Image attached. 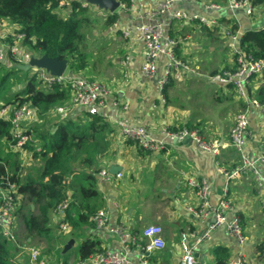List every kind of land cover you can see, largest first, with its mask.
I'll return each instance as SVG.
<instances>
[{"label": "crops", "instance_id": "obj_1", "mask_svg": "<svg viewBox=\"0 0 264 264\" xmlns=\"http://www.w3.org/2000/svg\"><path fill=\"white\" fill-rule=\"evenodd\" d=\"M140 1L145 9H154L159 0ZM210 2L222 5L225 0H196L180 4V6L189 13L207 15L208 17L210 15L215 16L216 24L212 27L218 25L220 29L227 27L219 22L221 18L233 20L238 25V31L241 34L247 29H260L264 26V6H256L254 13L250 16L245 15L243 12L232 15L228 9L208 12L205 6ZM113 12L116 14L115 25L113 23L111 26L104 28L107 37L111 40L108 48L110 50H107L106 58H113L114 60L108 63L105 70L107 75L100 80L106 82L112 88L118 102L116 106H109L105 110L110 124L114 126L110 117H126L131 122L148 126L154 134H159L163 127L181 129L188 122L197 124L196 127L191 128L197 129L199 134L206 140L227 141L232 123L226 128L222 125H215L214 128H210V126H205V123L202 124L199 121L196 112H191L193 108L187 107V104L185 106L184 98L183 102L178 104L170 103L166 100L167 97H164L163 103L158 99L153 81L145 77L139 69L143 58V42L134 38H124L119 30V28L136 25L139 19L131 9L116 8L109 13ZM154 19L166 24L164 16H156ZM8 26L11 27L9 24ZM201 26L196 20H179L170 22L167 27L168 30H171L172 36L179 41L176 54L187 63L192 60L196 68L199 66L203 51L208 54L214 52V48L210 43L212 40L203 35L204 31ZM193 36L196 38L192 39ZM200 36L202 38H197ZM227 54L229 56L222 58V67L224 65L234 66V58L230 53V49ZM126 57L128 58L126 64L127 81L124 80L121 71L122 63ZM110 63L113 64L110 66ZM195 64H198V66ZM162 65L163 60L161 59L159 69L162 68ZM183 74L182 79L175 81H182L186 76L194 73L188 74L187 72ZM209 81L211 82L210 79ZM211 83L221 90V95L225 96V93L229 92L230 97L228 98L235 100V104L230 108L232 115L228 118H232L233 121L234 114L240 109L242 102L236 99L228 85ZM71 109L76 113L81 111L77 107ZM263 124L264 115L257 108H252L249 111V133L245 144L247 152H255L258 149ZM238 159L239 155L231 146L225 147L221 149L219 155L220 168H217L212 155L198 151L190 142H171L167 144L166 150L163 152L144 151L135 142L120 138L115 128L111 151H109L99 168V170L106 169L110 177L105 179L100 176L98 174L99 170L95 173L96 190L99 195L96 200L99 203V209L108 210L111 222H123L132 231H140L143 227L152 223L161 225L165 246L149 256V264H178L180 232L202 230L212 220L211 215L202 219L192 213L191 208H195L197 201L193 189L187 184V178L189 176L207 178L210 184L209 198L215 204L223 194L225 185L223 172L233 168L238 163ZM38 165L39 162L34 161L27 162L24 160L21 162V169H19L21 177H25L28 173L35 176L36 173L33 170ZM260 169L264 173V164L260 165ZM117 173H120V176H117ZM227 198L233 208L230 214L238 215L241 220V225L247 237L246 243L242 246L237 244L233 238L227 235L224 228L219 227L212 232L208 240L199 246L196 261L203 259L204 263L202 264L213 263L215 258L213 249L217 246H223L230 252L229 259L241 255L249 264H264V260L257 257L256 251V246L264 242V213L252 176L247 174L241 178L231 180L228 184ZM26 203H28L26 197L17 194L15 217L19 225L15 227L17 234L16 241L13 242L18 248L14 256L15 259L13 257L16 264H28L27 254L24 252L25 247L37 246L41 242L46 244L45 239L27 236L24 231L17 211L19 209L22 212ZM29 205L31 210L35 211V206L32 203ZM50 218L51 225L54 228L51 235L54 238L60 237L59 241L53 240L55 241V248H61V253H65L63 249L69 239L73 240V244L69 249L75 244L76 237L97 240L101 248H117L119 246L115 236L107 233L105 229H95L94 225L83 227L81 230L80 228L73 229L70 227L68 232L59 234L57 228H55L56 223L52 212ZM22 237H25V242L20 245ZM44 255L47 257L46 254ZM54 259H49L52 264H61ZM75 259H77L76 256L70 255L67 257L68 264Z\"/></svg>", "mask_w": 264, "mask_h": 264}, {"label": "built area", "instance_id": "obj_2", "mask_svg": "<svg viewBox=\"0 0 264 264\" xmlns=\"http://www.w3.org/2000/svg\"><path fill=\"white\" fill-rule=\"evenodd\" d=\"M68 1L70 0H63L61 4H68ZM81 1H83L82 5L84 6L85 0ZM194 1L196 0H159L154 9H145L140 0H129L128 3L118 1L117 8L131 9L139 19L136 25L119 28V30L124 38H134L143 42V58L139 69L145 77L153 81L158 99L162 103L165 100L163 91L171 78L180 80L183 73H195V70L176 54L179 41L168 32L167 27L170 22L196 20L206 27H212L216 24L215 16L210 15L208 17L207 15L189 13L180 6V4ZM205 7L208 12L228 9L232 15L243 12L250 16L255 11V6L249 0H225L222 5L210 2ZM156 16H164L166 24L154 19ZM8 24L6 21L0 22V62L8 60L22 69L21 67L28 64L31 58L36 56L31 54L22 44L24 34L14 32L12 25L9 24L11 26L9 27ZM222 33L234 58L235 66L233 70L217 71L210 74L208 78L216 84H231L233 95L242 102L240 109L234 114L227 141L206 140L197 129L186 127L175 130L163 127L159 134H154L148 126L131 122L126 117H110L119 137L135 142L144 151L163 152L166 150L167 144L174 140L183 141L188 138L195 149L214 157V164L217 168H220L219 155L221 149L231 146L239 155L238 163L230 170L223 172L225 177L223 194L215 204L209 198L210 184L207 178L203 176H189L187 178V184L193 189L197 201L195 208H191L192 213L202 219L211 215L212 220L202 230L180 232L178 264H196L195 253L199 246L208 240L212 232L219 227L224 228L227 235L233 238L237 244L242 246L246 243L247 237L239 216L234 213L230 214L233 208L227 198V190L231 180L247 174L251 175L264 213V173L260 169V165L264 164V124L262 125V136L258 149L255 152H247L245 148L249 133V111L252 108H257L264 115V102H260L249 93L251 79L264 69V59H253L239 49L238 38L241 33L238 30L232 32L228 27H224ZM161 59L163 65L159 69ZM127 61L128 58L126 57L121 66L125 81L128 80ZM31 68H33L31 73L35 80L46 90H50L55 84L68 89L71 104L58 105L53 110L62 118L67 117L73 107H77L88 114H103L107 117L105 113L107 107L118 104L112 88L104 81L73 74L67 68L58 75L34 65H30L27 70ZM36 115V107L29 102L0 106V117L10 122V146L20 156L24 157L27 153L26 156L30 158V153L27 152L25 146L33 142V134L28 130L26 124L35 120ZM98 174L105 179L110 177L106 169L99 170ZM117 176H120V173H117ZM17 194L16 183L5 177L0 182V233L12 242L16 241L14 211ZM67 207L68 200L64 199L51 211L59 233H66L71 227L65 219ZM109 216L107 209H99L91 216V221L95 229H105L107 233L115 236L119 246L117 248H102L84 259L77 258L69 264H149V256L164 248L165 242L161 225L152 223L140 231H132L123 222H111ZM25 251L28 264H52V261L49 263L47 257L35 247H26ZM226 264L249 263L243 256L237 255L236 258L229 259Z\"/></svg>", "mask_w": 264, "mask_h": 264}, {"label": "trees", "instance_id": "obj_3", "mask_svg": "<svg viewBox=\"0 0 264 264\" xmlns=\"http://www.w3.org/2000/svg\"><path fill=\"white\" fill-rule=\"evenodd\" d=\"M61 1L63 0H0V22L6 21L14 26V32L23 33L22 44L33 51L35 56L64 59L67 61L68 71L81 74L89 67L88 54L82 49L85 41L82 28L90 26L93 19L86 16L88 8L82 5L83 1L70 0L68 4H61ZM249 1L255 7L264 6V0ZM115 19L114 12L108 13L104 27L111 26ZM219 22L232 32L239 28L233 20L221 18ZM201 28L210 35L214 32L222 33L218 25H202ZM168 32L173 35L170 29ZM238 47L253 59H264V26L245 30L238 38ZM234 66L224 65L211 74L233 70ZM14 71L16 70L6 72L0 79V106L29 102L36 107L40 121L28 129L33 134V142L25 147L27 152L31 151L30 158L36 159L39 165L33 170L35 176L28 173L21 177L20 155L10 146V122L0 117V182L8 177L16 183L17 193L27 199L24 210L17 211L26 235L45 239L46 248L41 250L43 254H51L57 262L67 264V252L61 253V248H55V241H59L60 237L54 238L51 235L54 228L50 213L58 203L67 199L65 219L71 228L81 230L93 225L90 217L99 209L95 173L111 151L115 128L103 114H88L83 111L76 113L72 109L68 117L54 119L50 114L55 107L70 103L68 89L55 84L50 90H46L32 73L22 70L14 76ZM9 75L14 77L15 83L21 84L20 89L12 91L9 84L5 89V80ZM263 80L264 69L253 76L249 88V93L260 102H264ZM174 81L171 78L165 86L164 97H167V87ZM227 85L233 91L231 84ZM196 126L197 124L185 123L187 128ZM30 203L35 206V211L31 210ZM17 249L15 243L0 233V264H15L13 257ZM101 249L97 240L86 239L79 247L77 258L84 259ZM256 251L257 257L264 260V242L256 246ZM213 254L214 262L207 264H226L230 257L229 250L223 246L215 247Z\"/></svg>", "mask_w": 264, "mask_h": 264}, {"label": "rangeland", "instance_id": "obj_4", "mask_svg": "<svg viewBox=\"0 0 264 264\" xmlns=\"http://www.w3.org/2000/svg\"><path fill=\"white\" fill-rule=\"evenodd\" d=\"M85 2L86 3L84 6L88 8V11L86 12V16H88L90 19H93V23L91 22L92 24H90V26H85L82 28V30L85 33V41L84 43H82V49L88 54L87 60L89 67H87L81 74L78 75H81L88 79L101 80L104 76L107 75V72L105 70L107 68L108 63L114 60L113 58H106L108 54L107 50H110L108 48H109V44L111 43V40L107 37L103 25L105 18L110 11L108 9L99 7L96 3L90 2V0H85ZM203 35L206 36L207 39L210 38V40H212L211 42L210 41L209 42L213 46L214 52L212 54H208L205 51H203L201 56L202 58L200 57L201 61H199V66L198 64H195L198 66L197 68L194 66L192 60H190L191 62L187 60L188 64L195 70V73L191 74L190 76H186V78L184 77L185 79L182 81L179 82L174 81L172 84H170L167 87L168 94L166 100H168L172 104L174 103L178 104L180 102H183V98H184L185 106L187 104V107L193 108L191 112L192 113L196 112V114H198L199 121H201L202 124L205 123L206 124L205 126H210V128H214L215 125H222V127L226 128L227 126H229L230 123H232V118L231 119L228 118L232 115V111L230 110V108L235 104V100H231L230 98H228L230 97L229 92L225 93V96L221 95V90L217 88L216 85L212 84L209 81L208 76L210 75V72L212 70L220 69L222 67V62H221L222 58L229 56V54H227L229 53V48L226 46L225 37L222 33L217 34V32H214L212 35H210L204 31ZM195 38H196L195 36L192 37V39ZM197 38H202V37L200 36ZM28 51L31 52V54L35 55L33 51L31 50ZM202 62L203 64H201ZM112 64L110 63V66ZM19 69H20L19 67H17L8 60L0 62V79L6 72L10 70H16L13 72V75L17 76L22 71V69L21 71ZM32 69L33 68L23 72L31 73ZM15 82L16 81L14 80V77L12 75L7 76V79L5 80L6 83L5 89L8 84H9V88H11L12 91H16L20 89L21 84ZM250 86L251 85H249V87ZM0 104H2L1 99H0ZM70 104L71 103H68L67 105ZM56 115H57L56 112H52V114H50V116L52 117L54 116V119H58L60 116L58 115L56 116ZM68 116L69 114L67 115V117ZM38 120L40 121L38 115H36L35 120L26 124V127L30 130V126L35 125L38 122ZM28 152L31 153V151ZM26 154L24 157L22 155L20 156L21 162H23L24 160L27 162L30 161L37 162V160L32 158L30 159L29 157H27ZM15 210H16V204H15ZM14 215H15V211H14ZM16 220L17 219L15 217V221ZM16 225L17 226L19 225L18 220L16 222ZM86 239L87 238L84 239V237L83 238L76 237L75 244L67 251L66 257H69L70 255L77 257L79 247L81 243ZM24 242H25V237H22V241L20 242L21 243L20 245H22ZM29 247H35L40 252H42L41 250L46 248V244L41 242L37 244V246L31 245L28 246V248ZM25 248H24V252L26 253ZM47 257L50 260L54 259V256L51 254H48ZM49 259L48 262L51 263ZM14 263L16 264L15 261Z\"/></svg>", "mask_w": 264, "mask_h": 264}, {"label": "water", "instance_id": "obj_5", "mask_svg": "<svg viewBox=\"0 0 264 264\" xmlns=\"http://www.w3.org/2000/svg\"><path fill=\"white\" fill-rule=\"evenodd\" d=\"M90 2L96 3L99 7L108 9L109 11L115 10L118 6L117 0H90ZM30 65L42 67V68L48 70L50 73L58 75L64 69H66L67 61L64 59H59L58 57H46V56L37 57L36 56V57H32L31 60L29 61V63L24 65L21 68L24 70H27L28 68H30ZM173 142L174 143H187L189 141H188V138H185L183 141L174 140ZM72 244H73V240L69 239L66 242L63 251L66 252ZM197 257H198V255L196 252L195 258H197ZM202 263H204L203 259L198 260V262L196 261V264H202Z\"/></svg>", "mask_w": 264, "mask_h": 264}]
</instances>
